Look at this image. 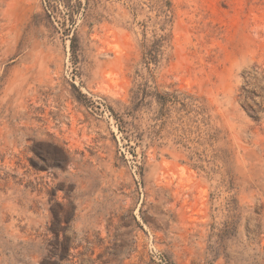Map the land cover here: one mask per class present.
I'll return each instance as SVG.
<instances>
[{
    "label": "rangeland",
    "instance_id": "obj_1",
    "mask_svg": "<svg viewBox=\"0 0 264 264\" xmlns=\"http://www.w3.org/2000/svg\"><path fill=\"white\" fill-rule=\"evenodd\" d=\"M168 1L0 0V264H264V0Z\"/></svg>",
    "mask_w": 264,
    "mask_h": 264
},
{
    "label": "trees",
    "instance_id": "obj_2",
    "mask_svg": "<svg viewBox=\"0 0 264 264\" xmlns=\"http://www.w3.org/2000/svg\"><path fill=\"white\" fill-rule=\"evenodd\" d=\"M158 2L160 3L159 12L166 19L169 16V14L171 13V3L168 0H165V1L158 0ZM163 21L166 23L165 20H163ZM167 22H170V20ZM158 52H159L158 48H155L153 45H151V46L149 45L146 47L144 46V58H145L144 61H145V64L147 67H149V65L151 63H154L157 61Z\"/></svg>",
    "mask_w": 264,
    "mask_h": 264
}]
</instances>
